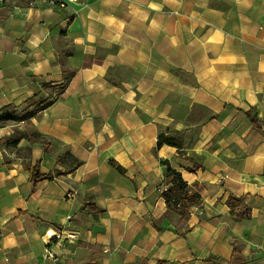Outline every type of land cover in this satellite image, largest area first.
Segmentation results:
<instances>
[{"label":"crops","instance_id":"obj_1","mask_svg":"<svg viewBox=\"0 0 264 264\" xmlns=\"http://www.w3.org/2000/svg\"><path fill=\"white\" fill-rule=\"evenodd\" d=\"M64 68L0 126V264H264V0L0 3V110ZM164 161L201 195L184 221Z\"/></svg>","mask_w":264,"mask_h":264},{"label":"trees","instance_id":"obj_2","mask_svg":"<svg viewBox=\"0 0 264 264\" xmlns=\"http://www.w3.org/2000/svg\"><path fill=\"white\" fill-rule=\"evenodd\" d=\"M72 72L68 69H63V83L53 85L50 83H42V89L46 92V95L42 93L39 95L27 99L22 105H7L0 110V126H4L9 122H17L25 119H29L34 116L38 111L47 108L56 97L64 90L68 83ZM47 90V91H45ZM254 127H259V121L252 115H249ZM23 136V133L12 136V142L17 143L19 138ZM163 143H167L173 146L181 147L182 141L177 134L171 135V133H160L158 139V146ZM165 179L170 184L169 187L163 190L162 195L165 199L167 210L174 212L178 215L180 221L186 220L191 208L194 205L201 203V195L197 190H192L188 183L183 179L181 173L176 169H173L168 161H164ZM61 174L60 172L42 174L39 171L38 165L33 168L32 180L35 184L40 180L52 179L54 176ZM91 210H96L95 206H89Z\"/></svg>","mask_w":264,"mask_h":264},{"label":"built area","instance_id":"obj_3","mask_svg":"<svg viewBox=\"0 0 264 264\" xmlns=\"http://www.w3.org/2000/svg\"><path fill=\"white\" fill-rule=\"evenodd\" d=\"M6 0H0V3L5 2ZM32 3L36 2H43L50 7H56V8H66L71 2H75L77 0H30ZM224 177H222L223 180ZM167 187H165L166 189ZM204 216L205 213H202ZM72 223V217H67V224L70 225ZM75 237V234L70 231H60L58 229H51L48 233V241H55L57 244L61 243L62 241H69L70 239H73ZM48 255L50 258H52L54 261L57 260V258L54 256L52 252L48 251Z\"/></svg>","mask_w":264,"mask_h":264},{"label":"rangeland","instance_id":"obj_4","mask_svg":"<svg viewBox=\"0 0 264 264\" xmlns=\"http://www.w3.org/2000/svg\"><path fill=\"white\" fill-rule=\"evenodd\" d=\"M45 91H47V90H45Z\"/></svg>","mask_w":264,"mask_h":264}]
</instances>
